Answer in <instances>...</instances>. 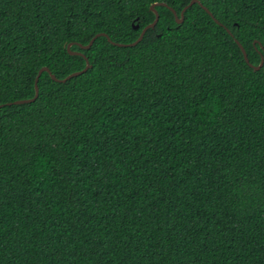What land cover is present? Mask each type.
<instances>
[{
  "label": "trees",
  "instance_id": "obj_1",
  "mask_svg": "<svg viewBox=\"0 0 264 264\" xmlns=\"http://www.w3.org/2000/svg\"><path fill=\"white\" fill-rule=\"evenodd\" d=\"M190 1L0 0V264H264V0L117 44Z\"/></svg>",
  "mask_w": 264,
  "mask_h": 264
},
{
  "label": "water",
  "instance_id": "obj_2",
  "mask_svg": "<svg viewBox=\"0 0 264 264\" xmlns=\"http://www.w3.org/2000/svg\"><path fill=\"white\" fill-rule=\"evenodd\" d=\"M194 3H199L200 5H202V6H203V7L209 12V14H210L212 17H214L213 12L210 11L209 8H207L206 6H204L200 0H191L190 3H189L188 5H186V6L182 9V11H181L180 14L176 11L175 8L169 6L166 2L155 3V4H152V6H151V10H152V11L155 13V15H156L155 20H154L153 22H151L150 24L146 25V26L143 28V30H142L140 36L138 37V39L135 40L134 42L127 43V44H125V43H117V44L120 45V46H133V45L138 44V43L143 39V37H144L146 31H147L149 28H154V27L156 26L158 20H159L160 14H159L158 10L156 9V5H157V4H161V5L168 6V7L173 11V13H174V15H175V18H176L177 22H178V23H182V22L184 21V18H185V11H186L190 6H192ZM214 18H215V17H214ZM215 20H216L217 22H219V20H217L216 18H215ZM135 27L138 28V27H139V24H136ZM227 30H228L229 32H231L230 29H227ZM102 35L107 36L106 33H103V32H102V33H98V34H96V35L92 38V40L89 42V44H87V45H82V44H81V45H80L81 48L89 49V48L93 45L94 40H95L98 36H102ZM236 41H237V43L239 44L240 48L242 49V52H243L244 57H245V60L250 64L249 66H252L255 70H259V69H261V68L264 66V56H262L261 62H260L258 65H254V64H252V63L250 62V60H249V57H248L247 51H246V49L244 48V46H243V45H242L237 39H236ZM71 46H72V44H69V45H68V50L70 51L71 54H78V55H83V56H85V54L82 53V52H80V51H71V50H70V49H71ZM85 58L88 59L86 56H85ZM90 67H91V64L89 63V59H88V60H87V65H86V67H85L83 70H79V71L72 72L71 74H69L68 76H66V77L63 78V79H59V78H57V77H56L54 74H52V73H51V75H52V77H53L54 79L59 80V81H62V82H65V81H67L68 79H70L71 77H73V76H77V75H80L81 73L87 71ZM43 71H49V72H51V71L49 70L48 67H44V68H42V69L39 71V74H38V76H37V78H36V84H35V86H36V94H35L34 97H32V98H26V99L15 100V101H13V102H9V104H12V103L22 104V103H29V102L34 101V100L37 98V96L39 95V85H38V80H39L40 74H41ZM1 106H2V105H0V107H1Z\"/></svg>",
  "mask_w": 264,
  "mask_h": 264
}]
</instances>
